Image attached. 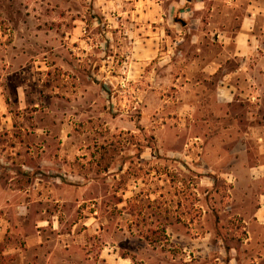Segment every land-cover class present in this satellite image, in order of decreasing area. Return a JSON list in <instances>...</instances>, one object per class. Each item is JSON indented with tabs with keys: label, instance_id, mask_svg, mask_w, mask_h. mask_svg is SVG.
I'll list each match as a JSON object with an SVG mask.
<instances>
[{
	"label": "crops",
	"instance_id": "obj_1",
	"mask_svg": "<svg viewBox=\"0 0 264 264\" xmlns=\"http://www.w3.org/2000/svg\"><path fill=\"white\" fill-rule=\"evenodd\" d=\"M24 1L25 4L19 8L20 14L28 20L9 30L13 32L9 34V40L8 35L2 36L0 32L4 41L0 63H4L5 71L1 78L9 79L15 75L24 78L13 91H9L5 84L0 85V136L4 138L0 143V159L3 160L9 150L20 157L33 154L38 161L35 173L42 178H37L29 188L12 189L0 184V209H6L5 213L12 206L49 201L46 193L49 185L43 178L45 174H55L57 183L62 181L60 176L83 175L70 167L71 161L81 153L87 155L91 143L77 133L76 119L83 115L77 111L81 105L89 110L95 105L89 97L91 79L99 76L101 69L91 72L78 67L81 62L90 65L95 47H100L95 55H99V65L103 66L106 48L113 44L110 36L104 38L99 33L98 38L97 35L91 37L93 26L78 19L74 6H63L61 0H54L52 6L44 5L43 1ZM125 2L121 0V5H129L123 13H131L137 22L116 24L115 30L123 35L130 34L134 73L140 71L141 65H150L157 58L161 64L154 66L148 74L154 82L148 88L143 121L152 118L153 124L161 123L164 128L173 126L178 131L186 126L204 128L200 133L186 137L182 134L170 136V144L183 143V146L173 149L168 145L166 155L179 162L180 173L200 176L199 192L205 187L215 190L217 181L226 180L232 193L240 181L239 174L245 176L249 191L253 190H250L252 185L257 186L260 193L256 207L252 214H243L247 233L243 246H219L214 253L228 254L227 264H254L247 260L246 255L260 256L255 264H263L264 0H245L243 6L240 0ZM141 15L146 20L139 23ZM141 31L145 33L141 34ZM120 42L117 41L119 46ZM36 46L40 49H31ZM101 47H105V51ZM13 50H19L20 55L12 53ZM232 61L235 67L231 66ZM57 69L67 81L66 89L59 86L60 81L53 83L59 73L52 71ZM49 73L52 74L48 80L51 86L45 82L43 86L39 85L40 77L49 76ZM76 79L87 82L76 87ZM160 81H164V92ZM11 93L15 94L14 97ZM213 127L217 131L207 134ZM230 158L241 160V166H226ZM190 159H201L203 165L192 166L188 162ZM119 168L124 173L122 165ZM29 169L33 171L34 168ZM52 185V191L57 192L55 183ZM92 185L95 184H79V189L86 190ZM32 187L39 195L37 193V198L29 200L27 192ZM124 190L121 187L118 191ZM57 195L51 200L60 201ZM231 201L228 208L239 202L236 196ZM120 202L119 205H123L124 200ZM243 204L250 203L245 200ZM196 205L203 209L202 220L206 222L215 206L211 208L203 200ZM178 206L180 219L184 220L187 217L183 210L185 203L179 201ZM217 206L222 208L220 203ZM48 223L47 219H41L39 227H47ZM9 227L16 229V225L13 227L1 216L0 240L7 235ZM213 233L198 238L205 240L214 237ZM179 234L181 239L187 238L185 230ZM173 237L176 238L175 235ZM46 241L41 237V244L45 245ZM203 248L208 252V247ZM182 249L184 252L193 250L189 245Z\"/></svg>",
	"mask_w": 264,
	"mask_h": 264
},
{
	"label": "rangeland",
	"instance_id": "obj_2",
	"mask_svg": "<svg viewBox=\"0 0 264 264\" xmlns=\"http://www.w3.org/2000/svg\"><path fill=\"white\" fill-rule=\"evenodd\" d=\"M37 1L52 6L54 0ZM61 1L63 6L75 7L80 21L93 26L91 37L97 35L98 38L100 33L104 38L110 36L113 39V46L109 44L106 56L102 57L103 66L99 65V55H95L100 47H95L90 65L81 62L78 67L91 72L101 69L100 75L91 79L89 97L95 105L90 110L81 105L77 111L78 114L83 113L76 119L77 133L91 143L87 155L81 153L70 164L82 176H60L62 181L59 183L54 180L55 174L43 176L46 185H49L46 192L49 199L58 194L60 201H33L27 206H12L7 213L6 209H0V217L4 216L13 227L16 225V229L9 227L7 235L0 240V264H227L228 254L214 252L219 246H243L247 234L243 214H252L260 190L252 185L250 190H253L249 191L245 176L239 174L240 181L232 193L226 180L217 181L215 190L205 187L199 192L200 176L180 173L179 162L166 156L168 145L173 146L169 143L170 136L182 134L186 137L200 133L204 128L186 126L178 131L173 126L164 128L161 123L153 124L152 118L143 121L148 88L154 82L148 74L154 66L161 64L157 58L150 65H141L140 71L134 73L130 34L123 35L115 30L116 24L137 22L131 13H123L129 4L121 5V0ZM126 1L125 4L130 0ZM244 3L245 0H240L241 6ZM24 4V0H0V32L2 36L8 35V40L11 39L9 34L13 33L9 30L28 20L20 14L19 8ZM145 18L141 15L139 23L145 22ZM118 40L121 46L117 44ZM101 49L105 51V47ZM12 53L20 55L19 50ZM231 66H236L234 61ZM3 70L4 63H0V85L5 84L9 91L24 81L18 75L1 78ZM58 70L52 72L58 74ZM51 75L41 76L38 84L43 86L45 82L50 87L48 80ZM56 78L53 83L60 81L59 86L63 85L66 89V79L60 73ZM84 81L87 82L76 79L74 84L78 87ZM160 82L164 92V81ZM11 95L14 97L15 94ZM7 97L9 99L10 95ZM216 131L215 127L209 128L207 134ZM3 139L0 136V143ZM181 146L183 143H175L173 149ZM82 157L84 159H80ZM37 162L33 154L20 157L9 150L4 159H0V184L12 189L29 188L37 178H42L35 173ZM188 162L192 166L203 165L201 159H190ZM227 164L239 167L241 160L230 158ZM119 165L124 168V173H121ZM27 167L34 169L32 171ZM54 183L57 192L52 191ZM89 183L95 185L86 190L79 189V184ZM121 187L125 189L123 192L118 191ZM37 193L32 187L27 192L28 199L37 198ZM235 196L239 202L228 208ZM84 198H88L87 201L83 202ZM121 199L124 200L123 205H119ZM199 200L210 207L215 206L206 217V222L202 220L203 209L196 205ZM245 200L250 204L244 205ZM179 201L185 203L182 209L187 217L184 220L180 219ZM218 203L222 208H218ZM41 219L49 221L47 227H39ZM184 230L187 238L181 239L179 233ZM211 232H214V237L198 238ZM41 237L48 240L45 245L41 244ZM184 245L193 250L184 252ZM203 247L210 249L205 252ZM246 256L254 264L260 257ZM261 263L264 264V260Z\"/></svg>",
	"mask_w": 264,
	"mask_h": 264
}]
</instances>
